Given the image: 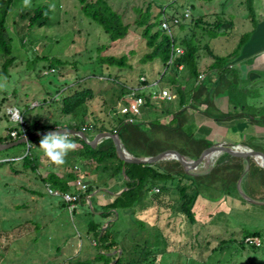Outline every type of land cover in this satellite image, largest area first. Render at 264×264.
Returning a JSON list of instances; mask_svg holds the SVG:
<instances>
[{
  "label": "rangeland",
  "instance_id": "rangeland-1",
  "mask_svg": "<svg viewBox=\"0 0 264 264\" xmlns=\"http://www.w3.org/2000/svg\"><path fill=\"white\" fill-rule=\"evenodd\" d=\"M221 1L226 4L223 17L233 21L234 29L223 28L217 36L210 38L208 32L204 33L203 43L208 44L215 54L224 57L233 53L242 37L247 38L254 29L255 21L264 17L263 0H252L254 18L247 12V0H107L111 8L121 14L124 23L129 26V31L123 40L111 44L101 53L130 57L132 68L99 69L94 65L98 48L110 42L98 24L82 15L76 0H51L58 2L59 11L50 17L48 26L26 31L22 42L17 37L21 35L15 34L18 27L12 23L15 16L33 4H45L49 0H28L27 5L25 0H17L11 6L6 22L16 60L7 71H2L4 59L0 57V96L7 98L11 104L16 102L15 105L23 115L28 129L36 125L34 120H37L38 125L58 120L62 121L60 125L66 126L70 117L59 114L62 98L75 91L90 88L94 92V99L88 102L86 121L98 120V124L107 123L111 117L120 115L121 102L125 98L130 100L128 96L120 98L123 85L132 89L139 88L138 79L144 75L143 78L148 82L146 93H157L161 88H165L163 82H158L159 72L162 71L158 62L139 63L146 49L140 36L141 29L135 27L136 11L144 10L148 4H152L153 14L164 8V14L171 17L189 9L188 22L201 15L205 24H211L221 12ZM161 17L162 15L159 19ZM16 22L24 24L18 19ZM172 31L174 33L176 28H172ZM53 58L67 63L52 71L48 66ZM243 84L242 80L236 82L235 95H247ZM57 94V99H53L50 105L42 102L44 98L51 100ZM248 95L257 101L252 93ZM33 102L34 108L31 107ZM5 106L7 105L4 104L3 108ZM11 108L13 107H7L6 112ZM25 109L28 118L24 116ZM259 109L258 100V104H252V107L244 110L255 112ZM36 114H41L38 119ZM4 126L12 128L17 127V124H7L6 117L1 120L0 128ZM40 140L36 141L38 145L34 146L38 152L41 149ZM26 150L27 145L21 144L2 151L0 161L24 156ZM44 159L50 160L47 156ZM69 165L70 163L67 166ZM82 165L81 161H75L72 163V169ZM86 165L91 169L90 165ZM18 166L19 163L14 164V167ZM53 166L57 167L55 164ZM45 172L41 170L40 176H46ZM212 179L215 181L213 187L200 189L202 193L194 206L196 223L193 226L189 225L176 209L177 190L167 188V191L162 192V189L158 188L160 197L156 198L155 202L151 201L150 197L144 200L149 204L154 203L157 208L151 205L144 207L143 202L136 203L131 209L132 212L119 211V220L111 223L110 228L117 231L118 241H124L125 246L140 243L146 234L143 230L145 227L142 229L141 225L137 224L139 221L146 227L158 228L167 247L157 264H264V206L252 205L242 200L236 187L235 190L233 186H224L227 182L223 183L215 176ZM243 188L250 196L245 183ZM28 189H35L39 196ZM46 192L44 184L34 179L32 173L27 171L15 176L9 166L0 167V264H71L92 261L97 256V249L87 228L90 223H103L105 219L101 213L107 210H102L96 205V197L90 196L93 193L89 195L92 207L88 206L87 202L86 205L75 203L76 206L68 210L67 204L60 196H51ZM150 196L152 197V194ZM20 206L22 207L19 208ZM107 222L108 220L102 224L101 230ZM253 232L261 234V247L256 249L244 244V248H241L239 243L244 239L242 235Z\"/></svg>",
  "mask_w": 264,
  "mask_h": 264
},
{
  "label": "trees",
  "instance_id": "trees-1",
  "mask_svg": "<svg viewBox=\"0 0 264 264\" xmlns=\"http://www.w3.org/2000/svg\"><path fill=\"white\" fill-rule=\"evenodd\" d=\"M16 1L0 0V57L4 59L1 66L2 71H7L16 60L13 56L12 38L8 36L6 27L11 6ZM76 1L80 6L82 15L98 24L108 36L110 42L109 44L102 45L100 49L98 48V55L96 56L94 65L99 69L102 67L106 69L109 67L131 69L130 57H115L101 53L107 50L111 44H115L127 36L129 26L124 23L121 14L115 12L107 0ZM170 5L171 3L168 7ZM220 5L222 7L221 12L216 15V20L211 24H205L201 15L196 19L192 18L191 22L183 20L184 12L167 17L164 14V8L158 13L153 14L151 12L152 4H148L144 10L139 9L136 11L135 27L141 29L140 36L146 49L139 63L158 62L162 66L164 70L159 73L160 80L158 82H163L165 88H161V90H169L171 94L176 95L175 100H155L153 99L154 92L146 93L147 88H138L134 97L142 100L140 115L137 116L130 112L125 116L111 117L107 123L98 124V120L86 121L88 102L94 99V92L90 88H84L63 97L61 100L59 107L60 114L72 116L75 119L74 123L65 126L53 122L51 125H44L34 132H26V128L24 127V132L19 131L15 139H12L10 136L0 137V144L16 141L21 139L23 135L32 136L39 132L60 127L74 130H81L86 127L85 130H88L91 125L89 131L117 132L125 148L135 156H154L166 150H175L182 155L197 159L201 151L211 146V143L204 139H196L191 130H189L194 127L192 125L195 113H205L208 117H213L215 120L222 118L240 119L242 117H250L253 114L250 111L245 112L244 109L248 108L246 102L241 104V109L234 116H232L233 113H228L225 116L218 115L219 113L213 114L215 98L223 94H227L228 97L236 96H233L235 87L232 86L233 83L231 82L233 75H235V70L230 67V63L238 56L237 53L249 37H242L237 49L224 57L214 55L211 50L212 48L210 49L208 44L203 43L204 33L208 32V38H210L211 36H217L218 32H221L223 28L234 29L233 21L231 19L225 20L223 17L226 4L224 1H221ZM58 8V2L54 3L49 0L48 3H36L29 8L21 10L15 16L14 22L12 21L18 27L15 33L16 36L21 35V37H17L22 42L26 31H32L35 27L42 28L48 26L50 24V17L56 11H59ZM246 8L249 16L254 18L255 11L252 7V0H247ZM160 15H162L161 19H159ZM172 17L179 18L180 21L177 25L171 24L169 31L163 30L161 27L163 19L171 21ZM16 19L22 21L24 24H17L19 22H16ZM172 28H176L175 34ZM20 30L24 31L19 32ZM178 48L182 50L181 54H176L175 50ZM205 56L212 61L208 66L200 68V61ZM171 58L172 62L170 63ZM52 60L51 65L48 66L50 70H58L67 63L58 58H53ZM179 67H182V69L180 70ZM138 84V86L147 87L148 82L147 80L138 81ZM131 89L132 87L123 85L121 87L120 98L122 99L127 96L131 92ZM0 98H2L0 99L1 107V104H4L8 99L2 96ZM129 103L131 102H128L127 99L121 102L122 106ZM129 117L134 119L133 123H128L127 119ZM256 122L264 123V116L261 117V121L258 120ZM41 138L29 142L28 151L24 156L20 157L21 159L18 160V157H13L11 160L0 162V167L4 165L9 166L10 171L15 176L28 171L34 175V179L40 180L44 185H50L51 188L62 193L78 194L77 203L80 205L85 202V197L90 195L98 186L94 185V181L92 180L82 190L81 187H73L71 183L75 182L79 177L89 178L92 167L97 173L107 174L112 178L121 175L123 163L117 158L111 140L103 141L95 150L87 146L80 138L70 136L69 138L78 144V147L74 151H70L66 157L65 163L67 164H63L66 170L65 176L59 177L55 172L51 171L43 178L39 173L42 169L41 153L34 148L38 144L35 142ZM32 143H34L33 146ZM75 161L87 162L91 169L86 166L89 170L83 173L74 172L72 163ZM16 163L20 164L17 168L14 167ZM68 163H70L69 166H67ZM242 170V161L237 158L231 159V161L215 169L210 175L205 177H191L184 173L178 162L173 161L149 165L126 164L125 173L129 178V182L125 184L128 190L119 197H116L111 204L103 207L102 210L129 211L139 202H143L144 207H147L151 204L144 202L143 197L147 198V196H150L149 194L153 189L159 188L162 189V192L167 191V188L176 189L178 192L176 209L184 216L187 223L193 226L196 223L194 206L199 195L202 193L200 189L213 187L212 185L215 183L212 179L213 176L223 183L227 182L224 183V186H233L235 189ZM255 175L258 176L259 181L264 185L262 169L251 162L248 177L253 178ZM28 190L39 196L38 191L35 189ZM159 197L160 194L158 192L154 193L152 197L150 196V199L155 202V199ZM251 197L264 200V196L256 198L257 196L252 195ZM137 224L141 225L142 229L143 227L147 228L143 229L146 234L140 243L125 246L121 241H118V233L114 230L112 231L110 226L100 233L101 224L90 223L88 231L92 233V237L95 240L97 256L92 261H79L71 264H92L93 262H104V264H157L160 257H162V252L167 247L165 238L158 232V228L146 227L141 221ZM0 236H2V232H0ZM242 236L243 238H261V234L257 232L243 234ZM239 244L241 248H244L243 241ZM120 248L122 253L119 256L116 251ZM113 251L116 252L113 257L106 256L107 253ZM122 260L127 261L123 262Z\"/></svg>",
  "mask_w": 264,
  "mask_h": 264
},
{
  "label": "crops",
  "instance_id": "crops-1",
  "mask_svg": "<svg viewBox=\"0 0 264 264\" xmlns=\"http://www.w3.org/2000/svg\"><path fill=\"white\" fill-rule=\"evenodd\" d=\"M262 2L264 5V0ZM252 4H253V1H252ZM262 12L264 14V11H262ZM255 22H256V24L254 25V29L249 33L248 40L244 43V45L241 47L240 51L237 53L238 56L230 63V67H232L235 70V75H233V77L231 79V82L233 83L232 86L235 87L236 82L242 80V82L244 83L243 89L247 90V92H246L247 95L237 94L235 96V94H234L233 96H235V97H228L227 94H223L221 96H218L217 98L214 99L215 109L213 111V114L219 113L218 115L225 116L228 113H233L232 116H234V114L238 113L239 109H241L240 106L242 103L246 102L248 107H252V104H258V100H259V108L260 109L253 112V114L250 117H245V118L242 117L240 119H238V118L237 119L222 118L219 120H215L213 117H211V118L208 117V115L205 113H195L194 119H193L194 122L192 125L194 127L189 129V130H191L192 134L194 135V137L196 139H199V140L204 139L207 142L211 143V145L215 144V143H219V142H227V143L241 144V145L247 144L246 146L251 147L252 149L259 151V152L264 154V123L256 122L258 120L261 121V117L264 116V17L259 21L256 20ZM211 50L214 53L213 49H211ZM229 54L230 53H228L224 56H227ZM214 55H217V54L214 53ZM208 59H209V61H208ZM211 61L212 60L210 58H207L205 56V58L201 59V61H200V68L208 66L211 63ZM180 68L182 69V67H179V69ZM47 70H44V72H46ZM163 70L164 69H162V71ZM43 76H44V74H43ZM141 76L145 77L144 75H141ZM238 78H239V80H238ZM139 88H147V87L146 86L145 87L140 86ZM249 89H251V90H249ZM168 92H170V91L168 90ZM248 93H250V94L252 93L253 94L252 96H254V98H257V101H255V99H253V98H250V95H248ZM58 95L59 94H57L51 100L44 98L42 100V102L50 105V103L52 102L53 99H57ZM172 95L174 96V98L171 100H167V101H173L176 99V95H174V94H172ZM241 97H243L245 100H243ZM153 99L156 100L157 98H153ZM158 100H160V99H158ZM251 100H253L254 102L250 103ZM16 101L18 102L17 98H16ZM128 102H130V100ZM4 104H6L7 106H5L3 108ZM4 104H1V107H0V119L3 120L7 117V124L14 123V124H17V127H12V128H9L6 126L1 127L0 128V137L9 136L8 133L12 132V131H16L17 134L19 133V131L21 132L20 124L18 122L12 121L10 119L9 115L7 114L6 110H5L7 107H13V108L17 109V107L15 105L16 102L11 104L8 100ZM33 104H34V102L31 104V107L33 106ZM36 105H38V104H36ZM121 106H122V104H121ZM32 108H34V107H32ZM202 109H204V108H202ZM3 110H4V112H3ZM24 114H25L24 116H27V109H25ZM59 114H60V112H59ZM140 114H141V106L139 107V112H138L137 116ZM39 115H41V114L35 115L36 119L39 118ZM21 116H22V114H21ZM61 116H63V115H61ZM64 117H66V118L70 117L68 124H72L75 122V119L70 115L64 116ZM27 118H28V116H27ZM1 120H0V124H1ZM34 121H36V125L32 126L31 128L28 129V128H26V123L23 119V123H24L23 125L26 128V132H34L36 129L41 128L44 125H50L53 122H57V124H60L62 122V121L59 122L58 120L57 121L54 120V121H49V123L51 122L50 124L38 125L37 120H34ZM83 126H85V125H83ZM16 128H18V129H16ZM65 128H67V127H65ZM89 129H91V125H90ZM89 129L86 130V132H84V133H87V136H89V139L93 138V136H95V134L99 133V132H95V131H89ZM1 131H3V132H1ZM23 137H25V135H23ZM37 145L38 144H36V146ZM76 146L78 147V144H76ZM77 147H76V149H77ZM28 148H29V144L27 145L26 152L28 151ZM39 152L41 153V161H42V169L41 170L43 172L46 171L45 175H47L48 172L52 171V172H55L59 177L65 176L66 170H65V167H63V165H59L57 167L53 166L54 164H52V162H50V160L44 159V157L46 156L44 151L40 149ZM18 158H20V157H18ZM71 159H72V157H71ZM231 159H233V158H231L230 156L220 157V159L218 160V165L216 166V168L226 164L227 162L231 161ZM0 162H3V161H0ZM168 162H170V161H168ZM86 163L87 162H82V164H83L82 167L74 166L73 171L77 172V173H83L84 171L89 170L88 169L89 167L88 168L86 167L87 166ZM123 169L125 170V167L123 168V165H122L121 175L113 177V178L109 177L107 174H99L96 171H94V169H91L92 172H90L91 175L89 178L79 177L75 182H73L71 184L73 187L79 188V186L77 185V181H81V182H84V184H86L85 182H91L93 180L94 185H97L98 188L92 192L93 194H91V196L96 197V205L102 209L103 207H106L109 204H111L114 201V199L116 197H119L122 193H124L123 190L125 188H127V185L125 183L129 182V178L127 177L128 180H126V178L123 176V174H122ZM42 177L44 178L46 176L43 175ZM245 185H246V189H247L248 193L250 194V196L255 195V196H257L256 198H260V197L264 196V185L259 181L258 176L255 175L253 178L248 177L247 180L245 181ZM44 186L46 188V191H47V188H51L50 185H44ZM51 189L54 191H57L61 194H65V193H62V192L55 190L53 188H51ZM156 189H158V188H156ZM156 189H153V191H151L150 194L153 195L154 193H158V192H155ZM127 190H128V188H127ZM46 193L48 195H50L48 192H46ZM118 193H121V194L116 196L115 194H118ZM51 196H53V195H51ZM149 197L150 196H147V198H149ZM147 198L143 197V201ZM84 200H85V202L82 203L81 205H86V202H87L88 203L87 205L92 207V202L90 200L89 195H87ZM257 200H262V199H257ZM63 202L66 203L64 200H63ZM89 203H90V205H89ZM66 204H67V207L69 210V204L68 203H66ZM151 206H153L154 208H157V205H154V203L151 204ZM108 211L110 213H108ZM119 211L121 212L122 210L110 209V210H107V211L101 213L102 215H104L103 219H105V221L108 220V222L104 225L102 230H100V233L104 232L108 228V226H110L111 223H115V221L119 220V213H120ZM129 211H131V210H129ZM129 211H128V213H129ZM124 215H126V214H124ZM103 223H101V226ZM87 230H88V228H87ZM88 233H90V232L88 231ZM90 235L92 236V233H90ZM92 239L94 241V247L96 248L95 240L93 237H92ZM261 240H262V238H261ZM122 244H124V241L122 242ZM127 246H130V245H127ZM116 252H118L119 256H120L122 253L121 248L118 249ZM116 252L113 251V252L107 253L106 256H113L111 254L114 253V255H115Z\"/></svg>",
  "mask_w": 264,
  "mask_h": 264
},
{
  "label": "water",
  "instance_id": "water-1",
  "mask_svg": "<svg viewBox=\"0 0 264 264\" xmlns=\"http://www.w3.org/2000/svg\"><path fill=\"white\" fill-rule=\"evenodd\" d=\"M58 130H66L70 133V136H75L80 138L87 146L92 149H97L98 146L105 140H111L115 149L117 158L123 163V168L126 164L132 165H149L156 164L160 162H178L185 174L191 177H205L208 176L218 165V160L220 157L230 156L231 158H237L242 161L243 170L236 182V188L241 196L242 200L256 205L264 206V200H257L249 196L245 190H243V184L248 178L251 162L255 163L260 167L264 174V154L241 144H232L227 142H219L212 144L207 149L203 150L197 159H192L188 156L182 155L175 150H166L154 156H135L131 154L124 146L117 132H99L89 139L87 134L83 133L81 130H74L70 128H57ZM55 130V129H53ZM53 130H47L44 132H39L32 136H25L14 142L7 144H0V152L14 148L18 145L25 144L28 145L30 141L42 137L44 134L51 132ZM123 176L128 180L125 170H122ZM86 184L90 182H85ZM84 184V185H86ZM87 184V185H88ZM127 191V188L123 190ZM122 193V192H121ZM121 193L115 194L116 196ZM91 196V195H90ZM90 205V203H89Z\"/></svg>",
  "mask_w": 264,
  "mask_h": 264
},
{
  "label": "built area",
  "instance_id": "built-area-1",
  "mask_svg": "<svg viewBox=\"0 0 264 264\" xmlns=\"http://www.w3.org/2000/svg\"><path fill=\"white\" fill-rule=\"evenodd\" d=\"M183 17H184L183 20H189V18H190L189 9H185L184 10ZM179 21H180V19L176 18V17H172L171 21L170 20L166 21L165 19H163V21L161 23V27H162L163 30L169 31L170 25L171 24L172 25H177ZM175 52H176V54H181L182 50L178 48V49L175 50ZM169 62L170 63L172 62V58H171V60ZM138 81L139 82L145 81V78L141 77V78H139ZM137 89L138 88L131 89V92L127 95L128 99L131 100L130 101L131 103H129L128 105L122 106V108L120 110L121 111L120 114L122 116H124V115H126V114H128L130 112H132L134 115L138 114L139 107L142 105V100L134 97ZM153 98H157V99H160V100H171V99L174 98V96L170 92H168L167 90H161L158 93H154L153 94ZM7 114L9 115V117H10V119L12 121L18 122L20 124V129H21L22 132H24V125H23L24 123H23V118L21 116V113L16 108H11V109L8 110ZM127 121H128V123H133L134 119L132 117H129L127 119ZM81 131L83 133L86 132L85 128H82ZM8 134H9V136L12 139H15L17 137V132L16 131L9 132ZM77 185L79 187H81L82 190L85 189V185H83V182L77 181ZM47 192L50 195H53V196H61V198L66 203L69 204V209H72L74 206H76L75 203H77L78 194H76V195H73L71 193L70 194L69 193L61 194V193H59L57 191L52 190L51 188H47ZM155 192H158V189H156ZM243 243L248 245V246L254 247V248H259L262 245L261 240L259 238H257V237H255V238H253V237H245L243 239Z\"/></svg>",
  "mask_w": 264,
  "mask_h": 264
},
{
  "label": "clouds",
  "instance_id": "clouds-1",
  "mask_svg": "<svg viewBox=\"0 0 264 264\" xmlns=\"http://www.w3.org/2000/svg\"><path fill=\"white\" fill-rule=\"evenodd\" d=\"M25 4H28V0H25ZM69 137L70 133L66 130L55 129L42 136L39 147L53 164L63 165L68 153L77 147Z\"/></svg>",
  "mask_w": 264,
  "mask_h": 264
}]
</instances>
